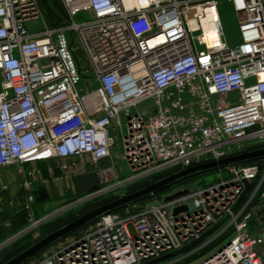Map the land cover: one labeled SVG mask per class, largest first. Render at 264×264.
I'll return each mask as SVG.
<instances>
[{
    "label": "built area",
    "instance_id": "built-area-1",
    "mask_svg": "<svg viewBox=\"0 0 264 264\" xmlns=\"http://www.w3.org/2000/svg\"><path fill=\"white\" fill-rule=\"evenodd\" d=\"M60 2V26L33 32L29 23L42 19L37 0H0L2 191L1 170L38 162L72 174L110 157L98 177L116 180L118 139V159L136 175L264 148V0H225L237 19L234 46L223 39L219 0ZM207 30L217 34L213 44ZM65 32L76 35L88 68ZM216 170L208 185L181 184L160 202L100 216L32 264L160 263L227 232L197 264H264V157ZM21 188L30 210L32 185ZM28 222L39 224L31 215Z\"/></svg>",
    "mask_w": 264,
    "mask_h": 264
},
{
    "label": "rangeland",
    "instance_id": "rangeland-1",
    "mask_svg": "<svg viewBox=\"0 0 264 264\" xmlns=\"http://www.w3.org/2000/svg\"><path fill=\"white\" fill-rule=\"evenodd\" d=\"M37 3L39 6V10L41 12L42 19H39L37 21H32L29 23V27L31 31L33 32L43 31L44 29H46V27L56 28L57 26H60L61 20L66 18V13L61 5L60 0H52V1L37 0ZM218 13L223 30V39L230 46L239 44L240 37L237 29V19L235 14L231 11L229 4L226 3L225 0H219ZM86 20L87 18H82V19L76 18L75 22L80 23ZM68 22L70 23V21ZM64 34L68 44H70L72 40V46H77V50L75 52L73 51L72 55L74 59L77 60L78 65H81L83 68H88L89 64L87 58L85 56L83 49L80 47L78 43L76 35L73 34L71 38L69 32H65ZM149 107H150L149 103H142L140 105V109H145V108L148 109ZM122 151H123V147L121 144V140L118 139L115 142V148L113 150V156L115 157L116 174L119 175L118 176L119 178L116 180L110 177L107 178L104 181V183H101L100 178L97 177L98 173L96 175L95 173L91 172L90 168H88L84 172L74 174L79 176L78 180H76V188L78 191L81 192L73 193L71 195L69 194L63 199L65 200L64 203H62V205L60 206L58 205L57 208H56V204L54 203L47 204L46 202L44 203L43 200L42 201L37 200L38 209L37 211H35L32 205L34 206L36 200H32V203L30 204V210H25L23 206L25 200H23V203H21V209L23 212H25V214L27 213V220H25L24 227H28V229L25 233H22L21 235L16 236V238H14L12 243L7 247L8 250V251L6 250L7 252L0 251V260L2 259L1 257H3L6 253H9L12 250L19 251V249L25 247L26 245L29 244L33 245V243L37 242V239L40 240L41 238L51 234L49 233L50 230L64 224L65 222L69 221L72 218H76L82 215L85 212L87 213V211L88 212L91 211V209L93 210L95 206L99 205L103 201L117 199L122 195H127L139 190V189L137 190H133V189L145 183H149L150 180H152L154 177L159 175V174L136 175L137 173L129 174L126 164L122 163V161L118 159L121 156ZM14 168H15V173L13 172L11 173V175H7L4 177V181L11 184L9 187L10 189L6 191L8 192V194H2L0 192V198L2 197L6 198L7 196L12 195V198L16 200V198L13 197V195L14 192L17 190V184H12V183L16 182L15 179L18 178L17 175H21L22 169L21 166L19 165L12 166V169ZM216 179H217V170L215 169L207 173H202L200 177L182 184L195 183L196 185H208L209 183L214 182ZM93 181H95V184L94 186H91ZM180 185L181 184L173 185L167 191L161 192L159 194L155 193L148 195L143 199H141L140 201L136 202V204L142 206L144 203H149L152 201L160 202L163 200L164 194L171 193L174 189H176ZM11 208L12 207H10L9 209ZM1 209L2 207L0 206V214L4 212ZM123 212H125V209H122L121 211H116V213H123ZM29 215L32 216L33 221L39 222L38 226L34 228L33 227L29 228V226L31 225V223L28 222ZM81 230L82 229H79L75 233L70 234L66 238L62 239L61 242L64 240H68L72 237L79 236ZM228 234L229 233L227 232L224 236H222L219 240H216L213 244L207 245L206 247H203L194 253L189 254L188 252H182L180 254L172 255L174 256L175 261L173 260L174 258H172L164 262L152 263V264H168L172 260L174 261L173 264H197L200 261L207 258L208 256H210L211 254H213V252L219 247L220 242L229 236ZM56 244L53 245L54 248ZM50 249L51 247L48 248L47 250ZM46 251L44 252V254L47 253ZM42 254L33 258L32 260H30V262L25 264H32L36 262L42 257ZM182 256L184 257L180 258Z\"/></svg>",
    "mask_w": 264,
    "mask_h": 264
},
{
    "label": "crops",
    "instance_id": "crops-1",
    "mask_svg": "<svg viewBox=\"0 0 264 264\" xmlns=\"http://www.w3.org/2000/svg\"><path fill=\"white\" fill-rule=\"evenodd\" d=\"M90 168L91 172L97 175V168L93 166H87ZM21 175H17L16 182L12 184H17V190L12 195L0 198V206L2 207V214H0V251L5 252L7 247L12 243L16 236L25 233L28 227H24L25 220H27V213L22 211L21 203H23L24 191L21 188V184L24 181L30 182L33 190V200H36L34 206L35 211H37L38 203L37 200H43L44 203H54L56 208L58 205H62L66 196L73 193H80L76 188V180H78V172L74 171L72 174L62 172L55 162H38L34 165V168L30 165H21ZM15 173V168H5L1 170L3 177V183L9 185L8 189L0 192L2 194H8L10 185L8 182L4 181V177ZM98 177V176H97ZM95 181L91 184L94 186ZM89 189V188H88ZM12 204L8 202L10 199ZM14 200V201H13ZM12 207L11 209H9ZM55 208V207H54ZM8 251V250H7ZM6 251V252H7ZM11 252V251H10ZM4 257V256H3ZM1 257V258H3Z\"/></svg>",
    "mask_w": 264,
    "mask_h": 264
},
{
    "label": "water",
    "instance_id": "water-1",
    "mask_svg": "<svg viewBox=\"0 0 264 264\" xmlns=\"http://www.w3.org/2000/svg\"><path fill=\"white\" fill-rule=\"evenodd\" d=\"M264 157V148L262 149H257V150H252V151H246L242 152L237 155L229 156L227 158H223L218 161H211V162H206L202 164H198L180 171H177L173 174H170L169 176H166L162 179H159L150 185L143 187L135 192H132L127 195H122L117 199H114L108 203H105L89 212L86 214L78 217L77 219L73 220L72 222L60 227L59 229L55 230L51 234L41 238L39 241L31 245L29 248L26 250L22 251L9 261H7L4 264H23L30 258L34 257L36 254L39 252L43 251L46 249L49 245L54 243L55 241L65 237L69 233L83 227L87 223L94 221L98 219L100 216L104 214L111 213L112 211L121 208L125 205H128L132 202H135L145 196L151 195L154 192L161 190L167 186H170L174 184L175 182H178L184 178H187L189 176L203 173L206 171L214 170L223 166L231 165V164H236V163H244L247 161L255 160V159H260ZM96 167L99 170H105L109 169L112 167V161L110 157H105L102 159H99L96 162ZM186 191L178 192L176 194H173L171 196H168L165 198V201H169L173 198L179 197L182 194H185ZM186 206H182L179 208H176L174 210V214H177L180 211L186 210Z\"/></svg>",
    "mask_w": 264,
    "mask_h": 264
},
{
    "label": "trees",
    "instance_id": "trees-1",
    "mask_svg": "<svg viewBox=\"0 0 264 264\" xmlns=\"http://www.w3.org/2000/svg\"><path fill=\"white\" fill-rule=\"evenodd\" d=\"M256 160H258V159L251 160V161H247V162H244V163H249V162H253V161H256ZM177 171H179V169H174V170H170V171H167V172L160 173L159 175H157L156 177H154L152 180H150L149 183H145V184H143V185H141V186H139V187H137V188H135V189H133V190H137V189L143 188V187H145V186H147V185H150L151 183H153V182H155V181H157V180H159V179H162V178H164V177H166V176H169L170 174H173V173H175V172H177ZM210 171H213V170H210ZM210 171H206V172H203V173H207V172H210ZM201 174H202V173H199V174H195V175L189 176V177H187V178H184V179H182V180H180V181H178V182H175L174 184H172V185H170V186H167V187H165V188H163V189H161V190H158V191L154 192L153 194H155V193H156V194H159V193H161V192L167 191V190H168L170 187H172L173 185L186 183V182H188V181H191V180H193V179H196V178L200 177ZM133 190H132V191H133ZM145 197H146V196H145ZM143 198H144V197H143ZM143 198H141V199H143ZM141 199H139V200H137V201H135V202H132V203H136V202L140 201ZM112 200H114V199H112ZM112 200L103 201V202L100 203L99 205L95 206L93 209H95V208H97V207H99V206H101V205H103V204H105V203H108V202H110V201H112ZM126 206H127V205H125V206H123V207H121V208H118V209H116V210H114V211H112V212L121 211V210H122L123 208H125ZM91 210H92V209H91ZM87 212H88V211H87ZM85 213H86V212H85ZM85 213H83L82 215H84ZM82 215H80V216H82ZM80 216H78V217H80ZM78 217H76V218H72V219H70L69 221L65 222L64 224L55 227L54 229L50 230L49 233L54 232L55 230H57V229H59L60 227H62V226H64V225H66V224L72 222L73 220L77 219ZM96 220H97V219H96ZM96 220L87 223L86 225H84L83 227H81V228H79V229H83L84 227H87L88 225L93 224ZM79 229H77V230H75V231L69 233V234L66 235L65 237H63V238H61V239L55 241L54 243H52L51 245H49L46 249H44L43 251H41V252H39L38 254H36L34 257H32V258H30L29 260H27L25 263L30 262V260H32L33 258H35V257L39 256L40 254L44 253L48 248H50V247L53 246L54 244L60 242L62 239L66 238V237L69 236L70 234L75 233V232L78 231ZM38 240H39V239H37V241H38ZM33 244H34V243H33ZM31 245H32V244L26 245L25 247L19 249V251H17V250H12L11 252L6 253V254L4 255V257L0 260V264H4V263H6L7 261H9L10 259H12L13 257H15L16 255H18L20 252L24 251L25 249H27V248L30 247ZM187 251H189V249L186 250V251H184V252H187ZM172 258H174V256H172V255H171V256H168V257L162 259L161 262L167 261V260L172 259ZM25 263H23V264H25Z\"/></svg>",
    "mask_w": 264,
    "mask_h": 264
},
{
    "label": "bare ground",
    "instance_id": "bare-ground-1",
    "mask_svg": "<svg viewBox=\"0 0 264 264\" xmlns=\"http://www.w3.org/2000/svg\"><path fill=\"white\" fill-rule=\"evenodd\" d=\"M206 41L208 44H213V42L217 39V34L215 33V31L212 30H207L206 31Z\"/></svg>",
    "mask_w": 264,
    "mask_h": 264
}]
</instances>
